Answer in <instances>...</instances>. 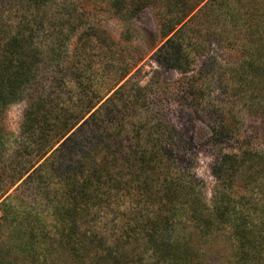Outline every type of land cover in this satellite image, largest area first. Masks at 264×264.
<instances>
[{
  "label": "rangeland",
  "instance_id": "1",
  "mask_svg": "<svg viewBox=\"0 0 264 264\" xmlns=\"http://www.w3.org/2000/svg\"><path fill=\"white\" fill-rule=\"evenodd\" d=\"M205 1L193 7L183 37L194 44L184 43L163 63L156 50L166 39L165 21L196 0H143L136 15L128 14L129 0H49L33 19L26 0H0V34L36 56L29 59L36 72L31 88L0 115L3 187L30 166L0 199L10 198L0 203V217L6 213L19 235L9 243L0 234V264H264V164L232 183L212 171L221 155L242 148L264 162V0ZM59 12L73 17L62 20ZM202 69L207 73L199 75ZM121 85L107 139L84 132L91 143L73 144L58 159L70 166L64 174L44 161L57 147L51 133L41 140V130H21L41 91L48 90L50 105L60 94L76 109L88 100L97 107ZM181 85L192 89L196 106L178 91ZM149 112L176 141L174 157L154 169L158 177L117 151L132 142L149 156L151 139L141 125L151 121ZM76 165L85 168L75 171ZM165 171L173 176L168 185ZM77 180L86 183L84 196L74 193L77 184L68 191ZM87 188L100 194L85 200ZM225 190L224 220L209 209ZM25 207L37 217H27Z\"/></svg>",
  "mask_w": 264,
  "mask_h": 264
},
{
  "label": "trees",
  "instance_id": "2",
  "mask_svg": "<svg viewBox=\"0 0 264 264\" xmlns=\"http://www.w3.org/2000/svg\"><path fill=\"white\" fill-rule=\"evenodd\" d=\"M26 1L27 7L25 8V11L27 12L28 17L33 19L35 14H37V11L41 9H46L49 0ZM142 1L143 0H129L128 4H130L131 9L129 10L128 14L136 15V13L139 11V5ZM201 1L202 0H196V2L190 5V7L186 6V10L181 9L179 13L174 14L165 21L166 24L164 26L163 34L166 39L156 50V54L158 56L159 61L164 63L165 61H167V59L176 56L181 51V48H183L184 43L194 44L190 40H188L186 43L183 37L188 32L190 19L196 14H191L193 7H195ZM207 1H205L203 5H205ZM122 10V7L117 8L118 13L123 14ZM130 12L133 14H131ZM59 14V17L62 20H66L68 22L70 18L73 17L70 13L65 14V12H59ZM188 15H190L189 18H186ZM26 18L25 20H28ZM1 23L2 22H0V24ZM3 30L2 28H0V32H2ZM18 43L19 42L17 41V39L15 41L11 38L4 39L3 36L0 34V115L10 104L14 103L15 100L19 99L25 90H29V88H31L33 82L36 79V72L33 71L34 66L29 62V59L33 60L36 56H27L29 50L28 46L26 45L25 47L21 48L19 46L20 43ZM105 45L107 46L106 49L108 50V52L112 51L113 48L111 45ZM205 72L207 73L206 70L204 71V69H202L199 75L206 74ZM83 73V70H79L77 72L79 76V81H81ZM124 76L125 72L121 73L117 78H115V84ZM50 86H52V84L48 82L46 88L50 90ZM122 86L123 85L113 90L112 93L107 98H105L102 103H100L97 107V101L93 103L91 102V100H88L83 106L76 105V109L71 108V106H69L70 104H67L66 100H64V98H62L60 94L58 100L55 99V103L53 102V104L50 105L48 99L44 96V92L48 90L41 91L36 94L34 100L30 103L29 108L26 110L24 120L21 124V130L23 132H26L28 130H41V140L45 137V135H47V132L51 133V137L54 138V143L57 144V147H55L51 151V153L49 154V159L47 156L44 161H46V163L49 162V164L52 165L56 173L64 174L70 166L63 165L58 159L64 154V151L69 149L70 146L73 144L77 143L83 145L85 143H91V139L85 137L84 132L89 131V133L92 134H97L99 132V139H101V141L107 139L105 138V135L110 134L109 127H113L115 114L118 112V108L114 103V98L116 97V95L119 94ZM112 87L113 85L110 86L108 89H111ZM178 91L181 94L185 93L188 96L189 100L187 102L189 104L195 106L197 105L198 102L194 97L192 89L189 86L181 85L179 86ZM183 97L185 98L184 94ZM101 98L102 97L98 99L100 100ZM124 106L125 108H129L128 104ZM133 107L137 109V107ZM53 109L55 110V112L53 111ZM149 113L153 114L151 115V121L149 122L148 120L146 123L141 124L142 126H145L147 134L150 136L151 139V148L149 156H145L142 147H140L139 149L137 148L138 146H140L139 144L137 145V147L132 144V142H128V146L125 144L126 142L122 144L121 137H118L119 139H117L116 143L117 146H119V143H121L122 148L117 147V151L120 152L121 156L125 158H129L130 155H132V157H134V161L139 162L137 164V167L139 168L140 172L144 173L145 171L151 170L152 173L157 176L161 175L162 173L155 171L154 169L157 168L161 160H168L174 157V148L176 141H174V134H172L173 141H171L170 139L171 135H165L164 126L162 125L161 121H158L157 117L154 115V112ZM4 128L5 127H3V123H0V133L3 132L2 129ZM114 133L115 130L113 131V135ZM220 134L223 136L229 135L228 132ZM82 135L83 138H79V136ZM28 138L31 143L36 142L32 139L31 136H29ZM125 140L129 141L130 139H128V137H125ZM53 146L54 144L52 145V147ZM242 149L243 150H241L240 154L227 152L221 155V159L219 161L217 159V161L214 163V166L212 168L213 175L217 178H224L227 182L231 181L230 183H232V181H235L238 178V174L243 175L246 172L249 173L251 170L255 169L258 164H264V162H259L261 160V155H259L257 151H250L249 149L246 150L245 148ZM29 168L30 166H24L22 168H19L20 172L19 169L16 170V174H18V176L16 177V179L9 181L6 184V187H3L0 181V199L6 194L8 188L11 185H13L17 180L23 177V173L27 172ZM84 168L85 165H82L81 167H78L76 165L74 170L83 171ZM251 176V174L248 175V177ZM134 178H139V174H135ZM134 178L132 177L131 179L134 180ZM174 178L177 179V177ZM170 179H173V176L168 171L163 172V181L165 182V185H168ZM180 179L184 181L183 178ZM173 181L174 180H172L171 182ZM83 182L85 183L84 180ZM83 182L77 180L76 183H73V187L71 186L70 188H68V191L73 189L77 184L78 187H75L73 189L74 193L78 195L79 193H81V195L84 196L83 194L85 193V189L83 186ZM251 183L252 180L247 182V184ZM144 186L148 187V182H145ZM110 189L115 188L111 187ZM99 190L96 188H89L88 190H86L85 200L88 197H93V193L100 194ZM68 191L65 190L64 195ZM225 192L228 191L225 190L216 192V195H218L219 198L215 201V206L209 209V211L215 213V215L218 213V215H220V218H222L223 215L224 220L225 211H223L222 205L225 204V199L226 201L229 199V196ZM109 196H111V194H109ZM64 198L66 197L64 196ZM4 199L1 201L2 204H8V202H10V198L5 197ZM73 200L74 202L77 201L76 196ZM85 200L83 197L84 202ZM14 205H19L18 207L22 208L21 203ZM22 212H24L27 217H37L36 215L30 213L31 211L28 207L23 208ZM5 214L0 217V234L4 235L3 238L5 241H10L9 243H13L19 238V235H16L12 232L13 229L16 228V226L12 227L10 221L8 220V216ZM20 217L22 216L20 215ZM235 219H238V217L236 216ZM238 220L240 221L241 219ZM26 251L28 252V254L33 255L30 252V249H27ZM2 264H4V262H2Z\"/></svg>",
  "mask_w": 264,
  "mask_h": 264
},
{
  "label": "clouds",
  "instance_id": "3",
  "mask_svg": "<svg viewBox=\"0 0 264 264\" xmlns=\"http://www.w3.org/2000/svg\"><path fill=\"white\" fill-rule=\"evenodd\" d=\"M21 103H22V102H21ZM15 107H16L15 104L11 106L12 109H15ZM12 115H13L14 117H17V118H18V116H19V114L15 113L14 111L12 112ZM200 174H201V175L203 174V171H202V170H201Z\"/></svg>",
  "mask_w": 264,
  "mask_h": 264
}]
</instances>
